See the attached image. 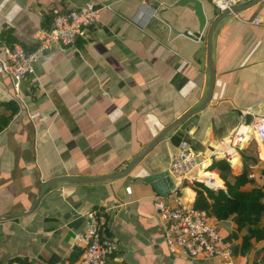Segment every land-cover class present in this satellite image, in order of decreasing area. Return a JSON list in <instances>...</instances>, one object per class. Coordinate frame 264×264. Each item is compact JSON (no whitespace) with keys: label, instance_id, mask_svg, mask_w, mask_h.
Listing matches in <instances>:
<instances>
[{"label":"crops","instance_id":"crops-1","mask_svg":"<svg viewBox=\"0 0 264 264\" xmlns=\"http://www.w3.org/2000/svg\"><path fill=\"white\" fill-rule=\"evenodd\" d=\"M144 1L0 0V33L10 30V40L27 50L34 45L31 35L51 27L52 20H45L53 9L88 6L100 14L88 40L36 62L35 76L23 80L18 99L10 81L0 79V101L14 100L18 106L0 133V216L20 214L0 220V264L13 258L79 264L78 236L85 214L95 210L106 217L103 237L115 244L109 264H221L168 251L153 205L158 195L143 177L167 172L173 188L161 198L170 205H191L194 191L177 189L170 173L181 143L203 167L223 158L224 150L232 151L234 163L228 161L237 174L243 167L239 151L255 144L250 153L264 165V148L255 141L240 150L228 144L242 110L264 113V26L246 23L256 16L264 19V0L216 26L215 83L206 108L163 139L126 177L53 184L29 212L48 181L122 171L163 129L204 100L209 87L206 36L220 14L209 0H195L206 18L202 41L193 36L197 17L179 5L182 0H158L153 9ZM5 37L0 39L6 42ZM218 227L224 236L233 229L231 222ZM77 250L80 255L70 263ZM256 253L240 258V264H252Z\"/></svg>","mask_w":264,"mask_h":264},{"label":"built area","instance_id":"built-area-1","mask_svg":"<svg viewBox=\"0 0 264 264\" xmlns=\"http://www.w3.org/2000/svg\"><path fill=\"white\" fill-rule=\"evenodd\" d=\"M158 1V0H155ZM219 14L232 11L235 7L245 5L252 0H209ZM99 9L82 6L55 16L49 29H39L30 39L33 48L27 50L18 43H6L0 39V79L10 81L14 97L18 99L20 87L26 78L35 76L36 62L62 49L74 47L77 40H88L92 26L99 23ZM252 25L264 26V19L256 16ZM255 141L264 148V113H257L251 108L241 111V123L232 133L228 144L232 149L240 150L242 145ZM228 149L223 158H231ZM255 166L250 167L253 177ZM170 173L178 189L185 183L202 184L214 191L219 188L211 186L213 180L204 177L208 173L203 161L189 151L187 143H181L170 163ZM154 209L161 218L163 241L171 254H179L191 260H213L221 264H235L233 248L235 241L224 236L218 224L209 220L204 211L196 210L190 204L178 202L168 204L163 198L155 196ZM85 225L78 236L81 248L79 264H109L115 252L112 240L102 235L106 217L103 211L95 210L85 214Z\"/></svg>","mask_w":264,"mask_h":264},{"label":"trees","instance_id":"trees-1","mask_svg":"<svg viewBox=\"0 0 264 264\" xmlns=\"http://www.w3.org/2000/svg\"><path fill=\"white\" fill-rule=\"evenodd\" d=\"M53 10L45 20L46 23L53 20L55 16L72 9L56 12ZM4 35L7 36L6 43L14 42L10 40V30L0 33L1 37ZM17 113L18 106L14 100L0 101V133L8 127ZM239 152L243 164L239 174H233L231 164L224 158H213L207 167L211 175L215 176L213 171L217 172L223 181V189L214 191L196 183H185L182 187L189 186L194 191L195 196L191 200V205L196 210L204 211L209 220L217 224L231 222L233 229L226 237L235 241L233 248L235 264H240V258H250L254 252H257L258 256L253 259L252 264H264V165L259 166L258 158L248 149H242ZM251 166H255V170L253 177L249 178ZM78 255L80 250L72 255L70 263L76 261ZM12 260L8 264L13 262L39 264L21 258Z\"/></svg>","mask_w":264,"mask_h":264},{"label":"water","instance_id":"water-1","mask_svg":"<svg viewBox=\"0 0 264 264\" xmlns=\"http://www.w3.org/2000/svg\"><path fill=\"white\" fill-rule=\"evenodd\" d=\"M260 0H252L251 2L235 7L233 9V13L237 14L241 11H245L247 9H250L256 5ZM158 2L155 0H145L144 5L148 6L150 8H156ZM180 6H187L191 8L195 16L197 17L199 28L196 33L193 34L194 37L199 38L200 40H204L202 36V31L206 25V18L202 12V8L199 2L195 0H182L181 3H179ZM231 16L229 12H224L220 14L210 25L208 29V33L206 36V44H207V68L209 71V87L207 90V93L205 95L204 100L202 103L187 111L184 113L182 116L174 120L172 123H170L163 131H161L145 148L144 150L134 157L128 164L127 166L122 170L119 171L118 173H115L113 175H107V176H101V177H94V178H73V177H63L59 179H54L51 181H48L45 183L42 188L39 191V194L36 198V200L33 202L32 206L29 209V212L33 210L35 204L37 203V200L42 197L47 188L52 186L53 184L56 183H72V184H89V183H96V182H101V181H107V180H116V179H121L126 177L133 167L137 164H139L163 139L168 137L173 131H175L177 128L182 126L186 121H188L193 115L201 112L204 108L207 107L214 88V83H215V67L213 64V59H212V35L213 32L218 25V23L226 18ZM143 181L148 183L151 188L154 190V192L160 196V197H167L170 194V190L173 188V184L170 180L169 174L167 172H161V173H155V174H148L143 177ZM71 214H75V211H71ZM20 214H5L0 216L1 219H12V218H17Z\"/></svg>","mask_w":264,"mask_h":264},{"label":"bare ground","instance_id":"bare-ground-1","mask_svg":"<svg viewBox=\"0 0 264 264\" xmlns=\"http://www.w3.org/2000/svg\"><path fill=\"white\" fill-rule=\"evenodd\" d=\"M263 151H264V149H263ZM230 153H233V152L231 151ZM233 156H234V154H232V156L230 157V158H232L231 160L234 159ZM206 174H210V175H206ZM206 174H204V177H207V178H210L211 180H213V183L210 184L211 186H214V187H217V188L221 187L222 183L217 177H216L217 179H214V176L211 175L212 174L211 172H208ZM216 180H218L220 183H216Z\"/></svg>","mask_w":264,"mask_h":264},{"label":"rangeland","instance_id":"rangeland-1","mask_svg":"<svg viewBox=\"0 0 264 264\" xmlns=\"http://www.w3.org/2000/svg\"><path fill=\"white\" fill-rule=\"evenodd\" d=\"M255 145V144H254ZM253 144H252V147L254 146ZM252 147L249 149V152H252L253 151V149H254V147H253V149H252ZM263 158V157H262ZM232 159V158H231ZM230 159V160H231ZM229 162V161H228ZM231 163H234V160H231ZM239 172V169L238 170H236V169H233V173L234 174H237ZM219 177V176H218ZM217 177V178H218ZM219 179V178H218ZM219 189H221V188H219ZM223 223H225V222H223ZM222 232L224 231L223 229L221 230Z\"/></svg>","mask_w":264,"mask_h":264}]
</instances>
